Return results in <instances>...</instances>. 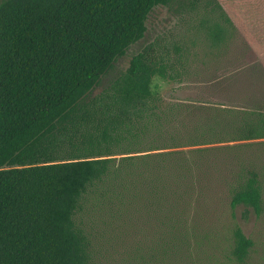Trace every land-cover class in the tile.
Here are the masks:
<instances>
[{"label": "trees", "instance_id": "obj_1", "mask_svg": "<svg viewBox=\"0 0 264 264\" xmlns=\"http://www.w3.org/2000/svg\"><path fill=\"white\" fill-rule=\"evenodd\" d=\"M172 1L0 2V264H89L77 220L89 205L125 221L143 213L172 237L173 259L216 223L221 195L233 216L264 213V100L166 101L155 80L189 75L167 52L141 50L112 73ZM227 241L215 264H264L239 224Z\"/></svg>", "mask_w": 264, "mask_h": 264}, {"label": "rangeland", "instance_id": "obj_2", "mask_svg": "<svg viewBox=\"0 0 264 264\" xmlns=\"http://www.w3.org/2000/svg\"><path fill=\"white\" fill-rule=\"evenodd\" d=\"M144 49L179 55L189 70L181 83L155 80L166 101L246 108L264 100V4L253 8L228 6L223 0H173L157 6L144 38L117 60L112 73L126 70L132 56ZM221 202L225 208L216 223H205L195 236L182 241L175 259L172 237L154 230L143 213L125 221L89 205L77 218L90 239L89 264H215L216 248L228 243L235 224L255 240L256 259H264V213H251L246 219L244 207L238 206L233 216L222 195Z\"/></svg>", "mask_w": 264, "mask_h": 264}]
</instances>
